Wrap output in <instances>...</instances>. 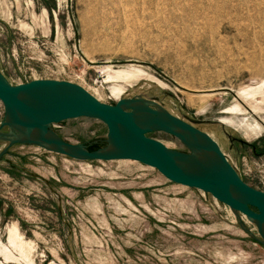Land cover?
Here are the masks:
<instances>
[{"label": "rangeland", "instance_id": "obj_1", "mask_svg": "<svg viewBox=\"0 0 264 264\" xmlns=\"http://www.w3.org/2000/svg\"><path fill=\"white\" fill-rule=\"evenodd\" d=\"M120 1L0 0V73L12 85L70 81L106 104L146 100L208 134L264 192V0ZM50 130L106 147L96 119ZM148 137L191 152L163 132ZM6 144L0 264H264L251 220L151 167Z\"/></svg>", "mask_w": 264, "mask_h": 264}, {"label": "water", "instance_id": "obj_2", "mask_svg": "<svg viewBox=\"0 0 264 264\" xmlns=\"http://www.w3.org/2000/svg\"><path fill=\"white\" fill-rule=\"evenodd\" d=\"M0 130L24 129L31 138L4 139L34 143L49 152L78 161L129 160L155 169L166 180L209 194L217 202L251 220L264 247V192L247 185L208 134L141 98L100 102L81 86L66 80L31 79L11 85L0 73ZM80 116L106 128V147L88 150L50 130L53 123ZM163 132L191 150L181 153L148 137ZM1 138V136H0ZM3 139V138H1ZM193 151H195L193 153Z\"/></svg>", "mask_w": 264, "mask_h": 264}, {"label": "bare ground", "instance_id": "obj_3", "mask_svg": "<svg viewBox=\"0 0 264 264\" xmlns=\"http://www.w3.org/2000/svg\"><path fill=\"white\" fill-rule=\"evenodd\" d=\"M118 1H120V0H118ZM123 1V0H122ZM129 1V0H128ZM133 1V0H132ZM131 1V2H132ZM143 1V0H142ZM147 1V0H146ZM151 1V0H150ZM121 2V1H120ZM124 2V1H123ZM173 2V1H172ZM201 2V1H200ZM146 3V2H145ZM150 3V2H149ZM175 3V2H174ZM131 4V3H130ZM137 4H138V2H137ZM186 4V3H185ZM175 5H177V4H175ZM123 6H125V5H123ZM144 6V5H143ZM184 7H185V5H182L181 7H180V9H184ZM179 14V13H178ZM155 17V16H154ZM173 18V17H172ZM206 21V20H205ZM197 22V21H196ZM235 23V22H234ZM210 25V24H209ZM211 26V25H210ZM210 26H208V27H210ZM193 27V26H192ZM196 27V26H195ZM209 30V29H208ZM190 31V30H189ZM175 32V31H174ZM210 32V31H209ZM184 33V32H183ZM212 33V32H211ZM190 36V35H189ZM213 37V36H212ZM242 37V36H241ZM187 41V40H186ZM130 76L131 75H127V76H125V79L127 80V79H129L130 78ZM257 89V88H256ZM0 136H1V138H3V139H12V138H20V139H24V138H31V137H33V135L30 133V132H28L27 130H24V129H19V130H9L8 128H2L1 130H0ZM195 151H193V153H194Z\"/></svg>", "mask_w": 264, "mask_h": 264}, {"label": "built area", "instance_id": "obj_4", "mask_svg": "<svg viewBox=\"0 0 264 264\" xmlns=\"http://www.w3.org/2000/svg\"><path fill=\"white\" fill-rule=\"evenodd\" d=\"M20 83H24V82H22V81H19L18 83H16V84H20ZM12 85V84H11Z\"/></svg>", "mask_w": 264, "mask_h": 264}]
</instances>
